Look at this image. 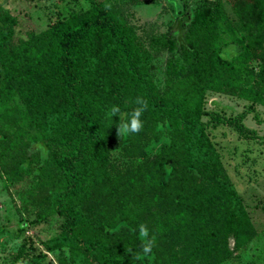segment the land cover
Returning a JSON list of instances; mask_svg holds the SVG:
<instances>
[{
    "label": "trees",
    "instance_id": "trees-1",
    "mask_svg": "<svg viewBox=\"0 0 264 264\" xmlns=\"http://www.w3.org/2000/svg\"><path fill=\"white\" fill-rule=\"evenodd\" d=\"M89 2L17 42V20L0 8L3 188L24 184L34 213L23 227L58 221L45 252L25 238L5 264H45L46 253L58 264L225 263L230 239L238 251L257 232L207 130L222 123L264 144V111L257 137L204 102L216 93L264 108V0H225L233 19L223 0H201L179 18V61L161 88L118 6ZM137 97L148 104L143 130L119 138L121 118L107 113L118 105L127 118ZM142 224L155 246L136 259Z\"/></svg>",
    "mask_w": 264,
    "mask_h": 264
},
{
    "label": "rangeland",
    "instance_id": "rangeland-1",
    "mask_svg": "<svg viewBox=\"0 0 264 264\" xmlns=\"http://www.w3.org/2000/svg\"><path fill=\"white\" fill-rule=\"evenodd\" d=\"M109 1L118 6L149 51L154 67L153 80L158 87H163L167 67L179 61L176 47L170 46V41L177 34L176 21L186 15L192 16L196 4L201 0ZM223 5L227 15L233 19L234 5L225 0ZM89 7V0H0V8L8 10L17 20L14 30L16 42L26 39L30 33L46 30L57 19ZM204 110L226 120L240 116L241 123L254 131L257 137L263 134V126L259 122L264 111L261 106L251 109L249 103L233 96L209 93L205 98ZM202 120L207 121L208 117L204 116ZM207 133L257 232L256 237L238 251L234 250V243L230 239L232 255L223 264H264V144L260 139H239L230 126L222 123L208 128ZM23 185L10 187L6 191L0 175V264L11 261L25 238L45 252L42 244L57 232L58 221L54 218L37 226L23 227L26 219L34 213L24 196ZM46 254L48 261L45 264H58L54 255Z\"/></svg>",
    "mask_w": 264,
    "mask_h": 264
},
{
    "label": "clouds",
    "instance_id": "clouds-1",
    "mask_svg": "<svg viewBox=\"0 0 264 264\" xmlns=\"http://www.w3.org/2000/svg\"><path fill=\"white\" fill-rule=\"evenodd\" d=\"M106 9H110L111 5H105ZM136 107L126 118L121 114V109L118 105L111 106L107 113L109 118L119 116L120 122L117 124V135L118 137L130 136L133 134H139L144 127V122L141 119L143 114L148 109L147 101L143 97H137L135 100ZM138 235L141 240V253L136 255V259L141 258V254L145 257L149 256L155 246V236L150 235L149 229L146 225H139Z\"/></svg>",
    "mask_w": 264,
    "mask_h": 264
}]
</instances>
